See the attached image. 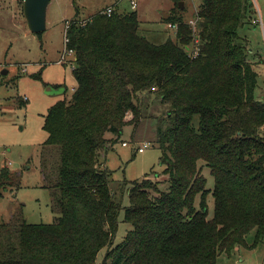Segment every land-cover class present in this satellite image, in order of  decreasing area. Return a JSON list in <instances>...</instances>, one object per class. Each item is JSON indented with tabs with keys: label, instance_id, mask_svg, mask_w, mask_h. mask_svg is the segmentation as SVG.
Masks as SVG:
<instances>
[{
	"label": "trees",
	"instance_id": "1",
	"mask_svg": "<svg viewBox=\"0 0 264 264\" xmlns=\"http://www.w3.org/2000/svg\"><path fill=\"white\" fill-rule=\"evenodd\" d=\"M252 6L200 0L193 26L178 14L162 17L177 27L160 44L140 31L135 11L70 21L65 48L76 85L42 126L45 144L59 147V216L0 224V264H95L104 247L101 264H218L221 254L264 244V101L238 35ZM128 129L130 142L160 149L166 187L147 175L132 182L123 216L131 229L114 245L122 206L99 151ZM204 167L214 180L210 218Z\"/></svg>",
	"mask_w": 264,
	"mask_h": 264
},
{
	"label": "rangeland",
	"instance_id": "2",
	"mask_svg": "<svg viewBox=\"0 0 264 264\" xmlns=\"http://www.w3.org/2000/svg\"><path fill=\"white\" fill-rule=\"evenodd\" d=\"M133 1L136 7H132L131 0H51L46 9L45 30L32 33L23 15V0H0V173L2 168L6 171L0 179V224L8 228L21 220L48 224L59 216L56 205L59 147L45 144L47 133L42 126L49 107L57 100L69 99L76 85L72 74L74 55L65 48L67 23L73 19L82 22L108 7L118 12L135 11L140 31L149 41L160 44L174 37L173 29L162 21V13L181 15L188 22L195 19L200 4V0ZM179 1L184 2L181 13ZM251 1V19L238 28V35L246 41L248 58L258 73L255 96L264 101V0ZM4 69L7 72L2 74ZM194 123L197 124V119ZM127 131L112 149L108 145L99 151V166L110 171L109 186L122 206L114 245L131 229L123 216L124 207L129 205L127 191L132 182L147 175L152 181L159 180L162 188L166 187L163 176L166 167L160 163V149L143 140L148 146L138 152L142 142H130ZM123 141L126 146L121 145ZM202 174L210 190L206 196L210 218L214 180L208 168L204 167ZM254 240L251 231L246 242L251 245ZM106 251V247L100 250L95 264L102 263ZM217 262L264 264V244L242 247L230 256L221 254Z\"/></svg>",
	"mask_w": 264,
	"mask_h": 264
},
{
	"label": "water",
	"instance_id": "3",
	"mask_svg": "<svg viewBox=\"0 0 264 264\" xmlns=\"http://www.w3.org/2000/svg\"><path fill=\"white\" fill-rule=\"evenodd\" d=\"M51 0H23V15L27 24V27L32 33H41L46 28V9ZM179 9L184 7V2H178ZM167 13H162V17L167 18ZM7 71L2 70V74ZM48 87L47 90H50Z\"/></svg>",
	"mask_w": 264,
	"mask_h": 264
},
{
	"label": "built area",
	"instance_id": "4",
	"mask_svg": "<svg viewBox=\"0 0 264 264\" xmlns=\"http://www.w3.org/2000/svg\"><path fill=\"white\" fill-rule=\"evenodd\" d=\"M131 5H132V7H136V3H135V1L131 0ZM103 12L109 15V14L112 12V9H111L110 7H108V8H106ZM188 23H189L190 25L193 26V25L195 24V19H193V20H189ZM68 25H69V23H67L66 27H67ZM167 26H168L169 28H171V29H174V30H175V28L177 27L176 24H172V23H168ZM65 41H66V39H65ZM194 50H195L194 54H197V48L194 47ZM70 52H71V51H70ZM121 145H122V146H126V145H127V142H126V141H123V142L121 143ZM147 146H148V145H147L146 142H142L141 144H139V146H138V148H137V151H138V152H143L144 149L147 148Z\"/></svg>",
	"mask_w": 264,
	"mask_h": 264
}]
</instances>
